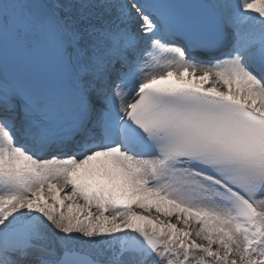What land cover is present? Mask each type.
<instances>
[{"label": "snow or ice", "instance_id": "snow-or-ice-1", "mask_svg": "<svg viewBox=\"0 0 264 264\" xmlns=\"http://www.w3.org/2000/svg\"><path fill=\"white\" fill-rule=\"evenodd\" d=\"M0 264H264V0H0Z\"/></svg>", "mask_w": 264, "mask_h": 264}, {"label": "rangeland", "instance_id": "rangeland-1", "mask_svg": "<svg viewBox=\"0 0 264 264\" xmlns=\"http://www.w3.org/2000/svg\"><path fill=\"white\" fill-rule=\"evenodd\" d=\"M161 219H166L165 217H161ZM172 222H175V219L173 218V221Z\"/></svg>", "mask_w": 264, "mask_h": 264}]
</instances>
